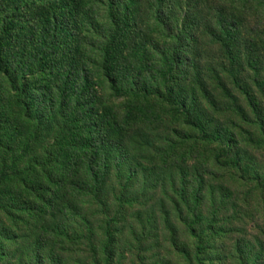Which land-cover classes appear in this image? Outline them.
I'll use <instances>...</instances> for the list:
<instances>
[{
  "label": "trees",
  "instance_id": "16d2710c",
  "mask_svg": "<svg viewBox=\"0 0 264 264\" xmlns=\"http://www.w3.org/2000/svg\"><path fill=\"white\" fill-rule=\"evenodd\" d=\"M149 2L155 21L144 27L137 17L140 0H0V164L6 167L11 158L10 164L19 165L48 138L40 161L33 162L36 171L28 169L37 186L31 194L40 199V191L56 190L65 222L63 228L52 223L40 233L42 246L56 241L69 245L67 223L83 220L87 204L108 209L103 192L110 183L118 204L113 216L127 215L134 210L135 199L129 200L134 182L142 173L158 178L164 172L170 185L164 199L187 232L185 243L173 245L180 260L264 264V227L254 235L237 234L229 248L223 244L225 235L234 234L232 223H226L234 217H219L221 199H214L216 192L205 181L216 179L218 192L227 193L224 174L231 183L242 184L247 200L254 198L264 207V172L242 168L241 140L234 132L250 126L255 144L264 147V110L246 93L253 118H239V125L206 123L194 113L198 92L186 84L200 79L199 63L206 56L202 44L217 47L220 71L231 83H241L250 71L258 83L264 69V0H218L207 23L189 20L186 12L176 26L159 20L165 0ZM251 16L258 19L249 30L259 33L255 41L243 39V19ZM259 90L264 91V83ZM153 106H177L178 112L174 126L150 152L157 165L148 166L138 147L151 142L146 128L156 121L148 116ZM188 140L198 157L179 167L173 164V151ZM200 141L205 148L201 155ZM54 201L44 205L52 210ZM163 215L171 226L169 212ZM111 221L105 230L117 222ZM113 244L106 235L94 260L114 264L113 253L107 254ZM49 262L62 264L58 257Z\"/></svg>",
  "mask_w": 264,
  "mask_h": 264
},
{
  "label": "rangeland",
  "instance_id": "374dc122",
  "mask_svg": "<svg viewBox=\"0 0 264 264\" xmlns=\"http://www.w3.org/2000/svg\"><path fill=\"white\" fill-rule=\"evenodd\" d=\"M216 1L218 0H165V10L159 20L176 26L182 22L183 14L188 12L189 20L195 19L197 22L207 23L210 20L208 15L211 14V8ZM149 4V0H140L137 17L144 27L149 25V21H155L150 16L152 12ZM228 6L230 7L229 4L223 7L227 10ZM243 20L245 21L242 23V30L247 29L243 39L257 40L259 33L253 34L249 30H252L258 19L251 16L248 20L245 17ZM260 23L261 28H264V18L260 20ZM199 49L206 53L203 61L199 63L203 66V69H198L200 79L196 78L186 83L192 91L195 89V92L199 94L198 106L193 108L196 116L206 123L214 122L228 126L226 124L233 122L239 125L241 124L238 122L239 118H253V109L247 101L246 93L253 95L264 110V91L259 90V86L264 83V69L260 73L258 83H254L255 75L251 71L243 73L245 75L241 83L238 79L231 83L220 71L217 47L202 44ZM195 75L196 72L193 70L191 77L194 78ZM156 109L159 110L157 113ZM177 112V106L151 107V114L148 116L156 118V121L146 128V135L150 137L151 142L149 145L140 144L138 147L139 152L147 159L144 162L148 166H150L148 162H152L154 166L157 165L156 159L152 158L150 152L176 122ZM170 118H173V121ZM242 126L241 129L234 130L238 139L241 140L239 148L243 162L242 168L250 169L252 172L259 170L262 173L264 172V147L255 144L254 129L247 125ZM45 139L41 144L30 149L34 154L28 160L19 165H13L10 164V158L6 167L0 164V264H42L38 263L41 261L43 264H50L51 257L60 258L62 264H99V261L96 262L94 258L96 253L102 252L100 248L106 235L114 239L113 246L107 252V254L113 253L114 264H185L179 259L173 245L177 240L179 243H185L187 232L181 223H176L174 217L177 213L174 208L172 211L164 199V194L170 190L169 182L165 181L168 175L164 172H161L158 178L148 172L142 173L137 182H134L132 197L129 199H135L134 210L128 211L127 215L113 216L114 211L118 213L115 209L118 204L114 202L115 197L110 193V186H113V183H110L103 192V195H108L105 199L106 203L109 202L108 209L104 207L98 209L87 204L84 208L83 220H72L71 224L67 223L71 235L69 245L56 241L42 246L39 243L40 233L52 223L63 228L65 222L59 212L62 203L56 190L52 193L40 191V199L31 194L37 192V186L33 171L28 169L36 171L33 162L40 161L41 150L48 143V138ZM198 149L199 155L205 152L203 141L198 143ZM193 152V141L180 143L173 151V164L176 163L179 167L186 166L183 164L184 160L198 157V154ZM196 166L198 174H201L203 168L199 164ZM176 168L173 166V171ZM190 171H192L191 167ZM221 175L223 176L222 186L228 190L227 193L218 192L219 186L216 179L205 178V181L210 184L209 189L216 192L214 199L217 201L221 199L217 203L222 205L219 217L223 219L234 217L233 221L226 222L232 223L231 231L234 234H227L223 239V244L229 248L237 234L254 235L258 227H264V207L258 205L254 198L247 200V190L243 189L242 184L231 183L225 177L226 175ZM45 199L48 200L45 201ZM51 200H55L52 210L44 205ZM206 203L204 199L203 207L207 206ZM164 211L169 212L167 217H170L172 227L164 222L166 218L163 215ZM106 214L109 217L107 219H105ZM109 219L113 220L111 222H117L112 224L113 227L105 230ZM137 221L143 226L142 228Z\"/></svg>",
  "mask_w": 264,
  "mask_h": 264
}]
</instances>
